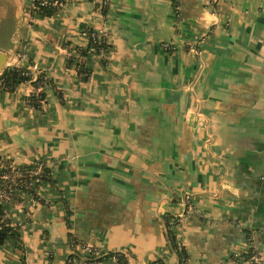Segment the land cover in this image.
I'll use <instances>...</instances> for the list:
<instances>
[{"label": "crops", "instance_id": "crops-1", "mask_svg": "<svg viewBox=\"0 0 264 264\" xmlns=\"http://www.w3.org/2000/svg\"><path fill=\"white\" fill-rule=\"evenodd\" d=\"M8 2V66L36 65L52 85L39 108L30 82L0 92V159L42 160L55 185L5 208L22 248L5 241L0 264H86L72 236L126 264H231L247 244L264 254V0H109L105 12L77 0L43 17ZM102 27L105 65L89 51L83 81L75 48Z\"/></svg>", "mask_w": 264, "mask_h": 264}, {"label": "trees", "instance_id": "trees-1", "mask_svg": "<svg viewBox=\"0 0 264 264\" xmlns=\"http://www.w3.org/2000/svg\"><path fill=\"white\" fill-rule=\"evenodd\" d=\"M177 2H180V0H172L171 4L173 7H175V4ZM54 12L51 8H40L36 12L37 17H43L46 15H51ZM105 12V10L103 11ZM90 28H86L85 31L89 32ZM78 53L79 60L75 63L77 73L80 75V78L83 81H86L88 78V75L90 73L89 69H87L84 65V60L87 56V53L91 50L92 53L96 54L97 56H100V51L106 53L109 50V44L107 42H97L93 39H90L89 42L85 48L76 47L75 48ZM100 63L102 65H105V60L103 57L100 56L99 58ZM73 62V57L68 56L67 57V64L70 65ZM31 78L30 70L26 69L25 67H18L14 65H9L5 67L2 72L0 73V88L3 87L5 91H13L20 83H23ZM35 87L37 85L45 84L46 85H52V80L46 77V75L43 72H38L35 74V80L31 82ZM26 102L34 107L39 108L41 106V101L45 99V91L44 88L42 91L38 92L37 94L31 93L26 98ZM42 162V160H38L34 163L27 164V165H14V170H16L15 173V182L17 183V187L22 188L25 193L32 194L33 198L35 200L39 201V197L36 195L35 187L42 185V184H50L52 186L55 185L54 180L50 177L49 174V168L48 167H42L38 174V182L36 183L35 187L27 188V184L33 179V175H31V172L35 168L36 164ZM12 163L9 160L6 159H0V170L1 172H10V168L12 167ZM5 185L6 182L0 178V185ZM15 185V184H14ZM19 197H16V203L18 201ZM4 204L0 202V219L5 213ZM175 219H172L170 216L165 218V223L167 227V236H168V242L172 246V248L176 251V253L179 256L180 263L185 260V252L184 249L180 246H178L176 241V234L171 230L170 226L172 222H174ZM21 225L15 224L11 225V221L9 218H5L3 221L0 220V246L5 241H11L13 242L14 247L21 249L22 248V242H21ZM70 244L72 245V252L74 253H85L83 254L84 262L86 264L90 263H107V264H126V256L124 253L120 251H96L94 247H92L96 252L93 250L87 251L84 248H81V245H85V243L82 242V240L77 239L75 236H72L70 238ZM253 249L252 247L250 250ZM183 263V262H182ZM151 264H164L161 261H156Z\"/></svg>", "mask_w": 264, "mask_h": 264}, {"label": "built area", "instance_id": "built-area-1", "mask_svg": "<svg viewBox=\"0 0 264 264\" xmlns=\"http://www.w3.org/2000/svg\"><path fill=\"white\" fill-rule=\"evenodd\" d=\"M76 1L77 0H30L31 3H30L29 10H30V12H34L35 14L40 8H51L53 10H57V9L61 8L65 3H68V2L73 3ZM99 7H100V10L102 12L104 10L106 11V9L109 7V0H100ZM178 8H179V2H177L175 4L174 10H177ZM87 35H88V37H90V39H93L97 42H107L108 32H107L106 28H104V27H102L101 29H98V30L90 28ZM100 54L103 55L104 52L100 51ZM79 58L80 57H78V60H79ZM26 69L30 70L31 78L25 82L31 83L32 81L35 80V74L40 72V70L38 69V67L36 65H32ZM43 88H45V84L37 85L36 87L32 84V93L37 94L38 92L42 91ZM3 90H4L3 87L0 88V92ZM42 167H47L46 163L44 161L36 164L35 168L31 172V175H33V179L27 184V186H26L27 188H31V187L34 188L35 187V185L39 179L37 176H38L39 171L41 170ZM14 169H15L14 166H12L10 168V172L8 171L6 173L1 172V170H0V178L6 182L5 185H2V184L0 185V202L2 204H4V206H6V207L9 206L10 204H14L16 201V197H19V195L21 193H25V191L22 188L17 187V183L15 182V179H14L16 170H14ZM40 186L41 185L35 187L36 195L38 197L40 194V192H39ZM29 195L32 196V194H28V196ZM184 195L185 196L182 200V204L190 210L191 209V203H190V199H189V194H184ZM6 216H8V215L4 214L0 220L3 221L5 218H7ZM10 221H11V225H15V224L21 225L19 222H15L11 219H10ZM81 248H84L87 251L93 250L94 252H96L88 244L81 245ZM230 259H231V264H262V263H264V254L262 252H260L258 249L253 248L250 250V246H249V244H247L245 247H242L241 249L233 251L232 254L230 255ZM65 264H71V261L66 260ZM90 264H100V263H90Z\"/></svg>", "mask_w": 264, "mask_h": 264}, {"label": "rangeland", "instance_id": "rangeland-1", "mask_svg": "<svg viewBox=\"0 0 264 264\" xmlns=\"http://www.w3.org/2000/svg\"><path fill=\"white\" fill-rule=\"evenodd\" d=\"M12 12H13L12 5L9 4L8 0H0V18L2 19V17L6 16V13H8L7 15L8 17H5L6 20L2 21L3 22L2 28L0 29V44L1 45H9L10 43V40H11L10 31L14 27V21L12 19V14H11ZM99 55L102 56L101 54ZM80 60H84V59H80Z\"/></svg>", "mask_w": 264, "mask_h": 264}, {"label": "water", "instance_id": "water-1", "mask_svg": "<svg viewBox=\"0 0 264 264\" xmlns=\"http://www.w3.org/2000/svg\"><path fill=\"white\" fill-rule=\"evenodd\" d=\"M18 34H19V24L16 26V29L13 34L14 41L17 39ZM12 54H13V50L0 48V73L5 67L8 66Z\"/></svg>", "mask_w": 264, "mask_h": 264}]
</instances>
